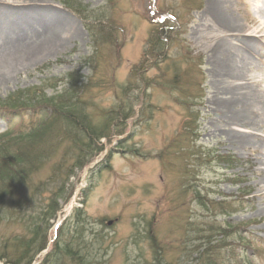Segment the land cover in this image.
I'll list each match as a JSON object with an SVG mask.
<instances>
[{"label": "rangeland", "instance_id": "1", "mask_svg": "<svg viewBox=\"0 0 264 264\" xmlns=\"http://www.w3.org/2000/svg\"><path fill=\"white\" fill-rule=\"evenodd\" d=\"M28 1L41 6L26 26L48 31L65 23L70 35L8 81L0 73V135L9 124L46 120L38 100L31 105L24 97L59 95L70 74L72 84L85 88L80 99L92 122L113 127L103 153L74 169L57 198L49 178L61 160H69L66 171L74 165L73 150L29 148L32 138H25V164L34 163L33 172L3 205L0 264H12L21 240L29 241L37 227L47 243L33 264H53L45 257L57 240L75 251L81 246L95 264H208L211 257L215 264H264V125L226 126L232 110L221 101L230 96L214 77L208 34L198 29L206 0ZM67 2L102 10L105 24L86 28ZM228 8L244 22L237 4ZM154 35L167 38L166 49L147 58ZM257 60L252 76L261 80L264 51ZM11 98L28 109L8 108ZM242 132H252L262 147L242 149L234 139ZM7 181L0 173V187ZM55 200L59 211L48 219ZM23 201L25 210L17 211ZM54 264L77 263L61 257Z\"/></svg>", "mask_w": 264, "mask_h": 264}, {"label": "bare ground", "instance_id": "2", "mask_svg": "<svg viewBox=\"0 0 264 264\" xmlns=\"http://www.w3.org/2000/svg\"><path fill=\"white\" fill-rule=\"evenodd\" d=\"M259 3L260 0H206L198 26L208 34L214 77L222 79L226 84L223 93L230 96L221 101L228 112L232 110L226 126L250 131L261 130L264 125V78L252 76L259 64L257 56L264 51V7ZM234 4L239 7L243 23L228 8ZM37 6L41 5L36 1L0 0V73H5L7 81L25 62L58 51L70 35L65 23L48 31L37 24L26 26L33 16L40 17ZM242 133L234 138L242 149L255 151L262 147L252 132ZM259 192L264 196V181Z\"/></svg>", "mask_w": 264, "mask_h": 264}, {"label": "trees", "instance_id": "3", "mask_svg": "<svg viewBox=\"0 0 264 264\" xmlns=\"http://www.w3.org/2000/svg\"><path fill=\"white\" fill-rule=\"evenodd\" d=\"M66 4L67 7L82 20L86 28H90L92 21H98L101 26L105 24V14L102 10L91 9L87 6L84 7L81 3L70 4V2H67ZM88 30L90 31V29ZM166 39L167 38L163 36L158 37L157 35L151 37L148 50L145 53L147 58L156 55V53V57L158 58L166 49V44H164ZM73 77L74 76L71 74L68 76L69 88L59 95L47 97L45 94H42L39 99H35L30 95L26 98L24 97V102L31 105L32 103L35 105L36 100H38L37 104L40 106L36 107V109H40L42 113L47 112L45 113V115H48L46 120H41L39 123L32 122L29 123V125H24L23 120L17 126L9 124V128L0 135V173L8 180L3 187H0V217L4 215V213L1 212H4L3 205L6 199L14 194L12 193L14 187L19 184V187H24L25 180H28L33 172L34 163L30 165L25 164V138H32L29 143V148L35 145L36 148H41V145L44 144L45 146L47 145L46 147L50 149V152H54L55 149L62 144L64 148L70 147V149L73 150L71 159L74 160V165L70 166V169L66 171L65 165L69 160H61V162L54 167L55 169L50 175L49 183L52 188L56 189V191L53 192L56 198L60 197L63 193L66 183L74 175V169L82 171L97 156L103 153L104 146L102 141L110 137L113 123L108 121L103 125H97L92 122L89 114L86 112V103L80 99L85 93V88H77L78 82L76 80L75 84H72L70 79L72 80ZM22 100L20 99L19 101ZM10 101L11 104L7 105L10 109L15 110L24 107L28 109L26 105L17 103L18 101L15 102L13 98H11ZM187 125L189 126V124ZM37 136L41 138L40 143L36 138ZM46 147L44 150L47 152ZM10 151H12L14 155L10 154ZM7 154L8 156H3ZM30 159L33 158L30 157ZM60 179H62V182L58 187L57 185H59ZM199 200L201 201L203 198H199ZM201 204L206 206V203L201 202ZM58 209L59 206L55 200L52 205L48 207L47 211H45L44 217H48V219L53 218L59 211ZM16 210H25V201L20 203L19 208ZM221 210L223 209L221 208ZM74 214L77 220H79V210L74 212ZM48 219H46L47 222ZM40 229V227L36 228L33 237L29 241L24 242V240H21L20 245L22 246V250L20 251V256L18 255L17 258L12 261V264H33L34 257L46 249V233L44 232L43 235H41ZM60 230L61 228H59L58 232ZM69 243L70 242L61 245L57 240L53 245L52 252L46 255L45 263L54 264L55 261L63 257L77 264H95L89 262L86 255L82 254L80 244L78 251H75ZM215 261L214 257H211L208 264H215Z\"/></svg>", "mask_w": 264, "mask_h": 264}, {"label": "water", "instance_id": "4", "mask_svg": "<svg viewBox=\"0 0 264 264\" xmlns=\"http://www.w3.org/2000/svg\"><path fill=\"white\" fill-rule=\"evenodd\" d=\"M109 225H111V222L109 223Z\"/></svg>", "mask_w": 264, "mask_h": 264}]
</instances>
